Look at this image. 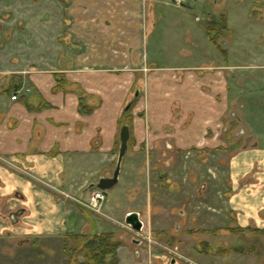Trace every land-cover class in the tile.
I'll return each mask as SVG.
<instances>
[{
    "label": "crops",
    "instance_id": "0c3cea01",
    "mask_svg": "<svg viewBox=\"0 0 264 264\" xmlns=\"http://www.w3.org/2000/svg\"><path fill=\"white\" fill-rule=\"evenodd\" d=\"M131 1L0 0V239L70 232L80 212L74 199H87L88 185L113 173L123 124L131 125L126 156L149 155L161 141L184 153L228 150L226 170L214 166L212 172L227 183L225 209L213 208L227 210L240 228L264 230V63L242 75L254 87L243 98L235 86L243 79L229 80L213 65L153 64L161 42L150 41V32L162 14L156 4L164 0H148L144 14L143 5ZM225 1L226 14L222 6L193 22L185 16L194 10L187 0L175 5L180 20L189 21L187 40L211 39L204 23L215 18L225 30L262 34L264 60V0ZM130 101L128 124L123 113ZM230 109L232 130L224 125ZM229 131L237 136L231 152ZM131 212L142 220L138 210L123 219ZM131 243L144 251L143 243ZM122 254L118 264L151 261L138 251L134 261ZM161 264L198 263L166 256Z\"/></svg>",
    "mask_w": 264,
    "mask_h": 264
},
{
    "label": "rangeland",
    "instance_id": "374dc122",
    "mask_svg": "<svg viewBox=\"0 0 264 264\" xmlns=\"http://www.w3.org/2000/svg\"><path fill=\"white\" fill-rule=\"evenodd\" d=\"M130 2L134 3L131 0H124V5L127 6ZM135 2H139L140 8L143 5L141 10L144 14L148 8L146 7L148 0ZM187 2L194 10L185 16L192 22L195 15L203 20L204 14H212V10L222 6L225 14L228 10L225 0ZM174 7L173 0H164L156 4V9L159 8L158 11L162 14L156 19L155 28L149 36L150 41L159 40L161 44H156V51L152 56L153 64L185 65L195 62L202 67L213 65L223 70L229 80L243 79L240 84L235 85L242 91L240 93L242 98L254 91V87H251L252 78L245 81L242 75L247 74L250 69L260 68L258 66L264 63L258 55L262 51L260 46L262 34L252 33L249 27L236 28L235 32L232 27L226 30L222 27L221 30L220 22L215 18L212 21L208 18L204 28L211 31L215 42L206 36L202 42L188 41L185 32L189 28V21L183 23L179 14L181 10ZM230 13L229 11V16ZM233 19L238 20L234 17ZM229 23H232L231 20ZM196 24L199 25V22ZM225 25L228 26L227 20ZM151 51L149 48V53ZM181 51L183 54L189 51L193 55L182 56ZM231 112V109L227 111L224 119V125H229L230 130L234 129L232 121L236 122L230 115ZM132 117L131 112H128L124 115V121H128L129 124ZM227 137L228 143H232L228 148L231 152L232 147L236 145L234 142L237 136L229 131ZM130 143L131 141L129 145ZM116 149L118 150V146ZM206 150L193 149L185 153L170 151L161 141L156 142L154 150L149 155H131L132 152H129L130 154L125 156L126 165L123 166L118 183L106 191L101 213L84 212L79 200L74 199L75 207L80 214L75 216L79 219H74L75 227L70 226V232L30 240L0 239V264H68L70 254L72 259L69 264H74V258L79 263L84 260V253L79 248L80 243L70 239L68 235L94 236L109 232H112L114 240L119 242L116 249L118 261L119 252L123 253L124 259L134 261L136 260L134 252L138 251L140 254L143 253L141 257L143 260L144 254L151 257L149 264H161L162 258L166 256L167 259L172 258L179 262L184 256L198 264H264V232L259 233L251 227L240 228L236 221L227 215V210H223L224 204L221 205L227 183L222 180V173L219 175L220 179H217L212 172L214 166H218L220 171L226 170L229 151ZM218 196L221 198L218 204H215L214 199ZM213 205L223 209L217 212ZM131 210L142 213L143 252L131 243V240L140 234L126 225L123 219L124 214ZM67 242L71 250L68 253L64 251ZM111 259L109 258L110 261Z\"/></svg>",
    "mask_w": 264,
    "mask_h": 264
},
{
    "label": "trees",
    "instance_id": "16d2710c",
    "mask_svg": "<svg viewBox=\"0 0 264 264\" xmlns=\"http://www.w3.org/2000/svg\"><path fill=\"white\" fill-rule=\"evenodd\" d=\"M223 20L224 18L222 19V23L224 22ZM220 29L222 30L221 26ZM208 34L210 35L211 40L214 41L211 36V31L209 29ZM132 106L128 109V111H124L123 115H126L128 112H130ZM130 126L131 125H129V128H131ZM255 230L259 231L258 229ZM68 237L70 239L76 240L77 243H80L79 248L81 252L84 253V260L78 263L74 258V264H118L116 249L119 246V242L117 240H114L112 232L95 234L94 236L68 235ZM65 250L66 253L71 251L68 242L64 245V251ZM109 258H112L111 261L109 260ZM70 259H72L71 254L68 256L67 259L68 264L71 261Z\"/></svg>",
    "mask_w": 264,
    "mask_h": 264
},
{
    "label": "water",
    "instance_id": "95a60500",
    "mask_svg": "<svg viewBox=\"0 0 264 264\" xmlns=\"http://www.w3.org/2000/svg\"><path fill=\"white\" fill-rule=\"evenodd\" d=\"M139 91H136L135 98L138 97ZM133 101L128 103L125 107L124 111H128V109L132 106ZM130 139V128L129 125L123 124L119 130V144L117 150V156L115 161V167L113 173L110 177H102L99 178L96 183H91L85 189L84 192H89L93 189H99L104 192L112 189L117 183L121 172L122 163L126 153L128 151V142ZM125 224L131 227L136 232H141L143 229V222L140 220L139 214L135 212H131L126 214L125 216Z\"/></svg>",
    "mask_w": 264,
    "mask_h": 264
},
{
    "label": "built area",
    "instance_id": "2783aa9c",
    "mask_svg": "<svg viewBox=\"0 0 264 264\" xmlns=\"http://www.w3.org/2000/svg\"><path fill=\"white\" fill-rule=\"evenodd\" d=\"M185 0H173V3L176 6H182ZM12 100L17 99V95H12ZM106 199V193L99 189H93L88 193L87 199L85 200H79V203L81 204L82 208L95 212V213H101V209L103 207V204Z\"/></svg>",
    "mask_w": 264,
    "mask_h": 264
},
{
    "label": "flooded vegetation",
    "instance_id": "af4514ba",
    "mask_svg": "<svg viewBox=\"0 0 264 264\" xmlns=\"http://www.w3.org/2000/svg\"><path fill=\"white\" fill-rule=\"evenodd\" d=\"M203 186V185H202ZM141 220V219H140ZM142 221V220H141ZM131 228V227H130ZM252 229H258L259 231V233L261 232V231H263L264 232V230H261L260 228H256V227H251ZM132 229V228H131ZM201 230H202V228H200ZM199 229V230H200ZM133 230V229H132ZM261 230V231H260ZM142 232V231H141ZM141 232H137V233H139L140 234V236L138 235L137 236V238L136 239H132V241L133 242H135V243H140V244H142L143 243V238H141L142 237V235H141ZM183 258L185 259V261H188V259L186 258V257H184L183 256ZM172 262H174V260H172Z\"/></svg>",
    "mask_w": 264,
    "mask_h": 264
}]
</instances>
